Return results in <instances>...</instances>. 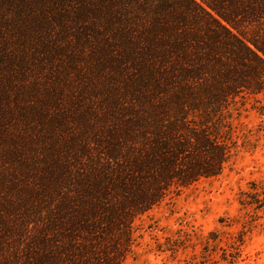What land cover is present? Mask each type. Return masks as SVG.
<instances>
[{
    "label": "trees",
    "instance_id": "trees-1",
    "mask_svg": "<svg viewBox=\"0 0 264 264\" xmlns=\"http://www.w3.org/2000/svg\"><path fill=\"white\" fill-rule=\"evenodd\" d=\"M262 94L264 0H0V264H126Z\"/></svg>",
    "mask_w": 264,
    "mask_h": 264
},
{
    "label": "rangeland",
    "instance_id": "rangeland-1",
    "mask_svg": "<svg viewBox=\"0 0 264 264\" xmlns=\"http://www.w3.org/2000/svg\"><path fill=\"white\" fill-rule=\"evenodd\" d=\"M234 124L238 146L222 174L145 214L126 264H264V210L239 203L264 182V94L250 99Z\"/></svg>",
    "mask_w": 264,
    "mask_h": 264
}]
</instances>
